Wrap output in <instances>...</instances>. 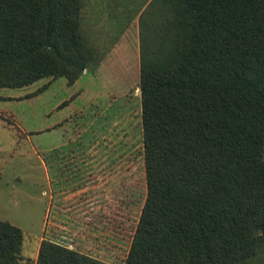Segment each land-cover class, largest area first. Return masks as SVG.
<instances>
[{
  "label": "trees",
  "instance_id": "16d2710c",
  "mask_svg": "<svg viewBox=\"0 0 264 264\" xmlns=\"http://www.w3.org/2000/svg\"><path fill=\"white\" fill-rule=\"evenodd\" d=\"M79 0H0V87L93 61ZM140 34L145 195L123 264H264V0H151ZM0 219V264H112Z\"/></svg>",
  "mask_w": 264,
  "mask_h": 264
},
{
  "label": "rangeland",
  "instance_id": "374dc122",
  "mask_svg": "<svg viewBox=\"0 0 264 264\" xmlns=\"http://www.w3.org/2000/svg\"><path fill=\"white\" fill-rule=\"evenodd\" d=\"M96 56L73 82L0 87V219L123 264L145 195L140 34L151 0H79ZM253 264H258L254 262Z\"/></svg>",
  "mask_w": 264,
  "mask_h": 264
}]
</instances>
